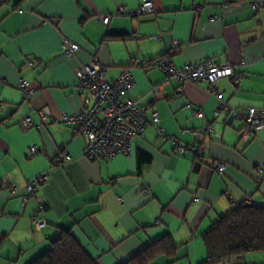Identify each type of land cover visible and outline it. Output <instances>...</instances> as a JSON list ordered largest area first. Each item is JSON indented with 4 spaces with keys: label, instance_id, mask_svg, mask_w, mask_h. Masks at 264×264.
Returning a JSON list of instances; mask_svg holds the SVG:
<instances>
[{
    "label": "crops",
    "instance_id": "obj_1",
    "mask_svg": "<svg viewBox=\"0 0 264 264\" xmlns=\"http://www.w3.org/2000/svg\"><path fill=\"white\" fill-rule=\"evenodd\" d=\"M151 1L152 13L128 17L118 8L134 9L141 0H0V264H27L62 229L98 264H120L165 234L175 255L148 264H196L206 256L201 234L233 204L264 207L258 171L264 126L245 142L235 119L249 108L264 119V0H256L255 11L245 0ZM102 15L110 16L108 23L98 19ZM63 38L78 45L74 56L63 54ZM163 55L175 65H235L237 85L224 77L213 86L227 107L214 113L216 100L205 82L186 83L180 92L169 82L153 95L163 74L138 63ZM93 57L131 70L132 96L148 116L128 155L110 160L84 158L77 127L53 120L83 111L75 69ZM20 79L35 88L30 101L23 99ZM188 103L202 115L190 112ZM43 108L50 113L45 123L38 114ZM25 117L38 127L24 128ZM170 137L210 150L199 158L177 153ZM33 145L40 153L31 156ZM63 155L69 159L58 162ZM216 161L226 163L221 174ZM43 174L46 180L26 201L10 194L11 186L22 190ZM34 217L45 225L35 227Z\"/></svg>",
    "mask_w": 264,
    "mask_h": 264
},
{
    "label": "built area",
    "instance_id": "obj_2",
    "mask_svg": "<svg viewBox=\"0 0 264 264\" xmlns=\"http://www.w3.org/2000/svg\"><path fill=\"white\" fill-rule=\"evenodd\" d=\"M242 1V0H231ZM252 10H257L256 0H245ZM21 12V10H18ZM154 11L151 0H141L139 5L134 9L124 10L118 8L117 14L136 17L142 16ZM103 23H108L110 16L102 15L98 18ZM156 38V36H155ZM178 43L174 42V46ZM61 49L66 57L74 56L78 50V45L66 38L61 40ZM245 61L241 60L240 65H244ZM31 64V63H30ZM147 67L158 69L163 74L162 82L150 89L155 96L162 94V86L169 82L177 85V92L181 91L182 85L186 83L205 82L209 86V93L215 97L214 113L217 115L221 110L227 107V103L214 89V83L224 77H228L234 84H238L241 80V74L235 70V65L230 63L215 64L209 60L200 61L195 64L175 65L170 58L166 56L157 57L152 61L138 63ZM76 82L74 91L80 94L83 111L78 114H67L61 112L55 119V122L64 125H75L81 135L85 138L83 145V156L87 160L105 159L110 160L117 155H128L133 139L146 127L148 116L144 110L138 105L137 100L132 96V87L134 79L131 70L128 68H116L102 65L96 57L90 59L88 63L80 64L75 69ZM18 87L22 92L23 99L30 101L33 97L35 88L26 80L20 79ZM187 108L193 114L201 116L202 112L195 109L192 104L188 103ZM33 111V110H32ZM38 114L43 123L50 118L47 108L38 110ZM149 117L153 122L158 121L156 111H151ZM235 119L242 122L239 130L241 141L252 139L255 132L264 126V119L257 115L255 109L249 108L245 113H235ZM24 128L35 126L30 117H25L22 122ZM210 131L211 128L206 129ZM159 134L163 138L168 135L161 128H158ZM173 141V147L177 153L189 151L196 157H201L210 150L204 143L183 145L177 141L175 137H170ZM40 153L38 146L29 147L28 154L31 156ZM68 155L59 157L58 162L68 160ZM226 163L216 161L214 169L218 173H223ZM258 171L264 175V167H260ZM47 175H39L30 179L21 189L11 186V195H20L23 201L34 194L37 185L46 180ZM121 201L120 199H118ZM194 200H197L194 198ZM38 209L43 211L41 203ZM32 222L37 228L45 225L43 219L32 218Z\"/></svg>",
    "mask_w": 264,
    "mask_h": 264
},
{
    "label": "trees",
    "instance_id": "obj_3",
    "mask_svg": "<svg viewBox=\"0 0 264 264\" xmlns=\"http://www.w3.org/2000/svg\"><path fill=\"white\" fill-rule=\"evenodd\" d=\"M201 237L206 256L196 264H240L238 260L241 255L264 252V207L248 203L233 204L228 212L209 225ZM176 248L172 238L165 234L120 264H148L158 255L172 258ZM27 264L98 262L88 255L68 230L62 229L50 246Z\"/></svg>",
    "mask_w": 264,
    "mask_h": 264
},
{
    "label": "rangeland",
    "instance_id": "obj_4",
    "mask_svg": "<svg viewBox=\"0 0 264 264\" xmlns=\"http://www.w3.org/2000/svg\"><path fill=\"white\" fill-rule=\"evenodd\" d=\"M238 262L240 264H264V252L241 255Z\"/></svg>",
    "mask_w": 264,
    "mask_h": 264
}]
</instances>
